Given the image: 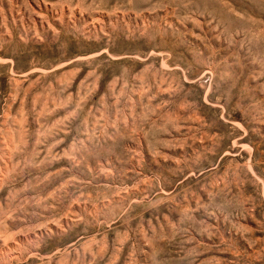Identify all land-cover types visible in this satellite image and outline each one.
Masks as SVG:
<instances>
[{
    "label": "rangeland",
    "instance_id": "rangeland-1",
    "mask_svg": "<svg viewBox=\"0 0 264 264\" xmlns=\"http://www.w3.org/2000/svg\"><path fill=\"white\" fill-rule=\"evenodd\" d=\"M0 264H264V0H0Z\"/></svg>",
    "mask_w": 264,
    "mask_h": 264
}]
</instances>
